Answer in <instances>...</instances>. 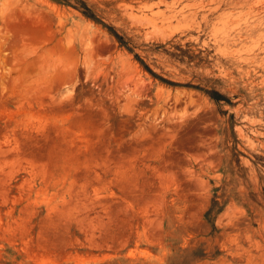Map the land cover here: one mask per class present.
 <instances>
[{"label": "rangeland", "instance_id": "obj_1", "mask_svg": "<svg viewBox=\"0 0 264 264\" xmlns=\"http://www.w3.org/2000/svg\"><path fill=\"white\" fill-rule=\"evenodd\" d=\"M0 264H264V0H0Z\"/></svg>", "mask_w": 264, "mask_h": 264}, {"label": "bare ground", "instance_id": "obj_2", "mask_svg": "<svg viewBox=\"0 0 264 264\" xmlns=\"http://www.w3.org/2000/svg\"><path fill=\"white\" fill-rule=\"evenodd\" d=\"M218 3V2H217ZM226 4V3H225Z\"/></svg>", "mask_w": 264, "mask_h": 264}]
</instances>
